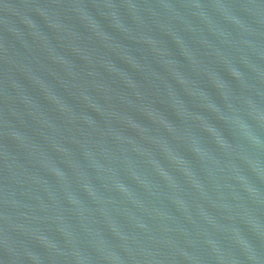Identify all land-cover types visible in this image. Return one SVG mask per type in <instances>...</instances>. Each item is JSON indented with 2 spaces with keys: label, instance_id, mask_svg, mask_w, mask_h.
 I'll use <instances>...</instances> for the list:
<instances>
[{
  "label": "water",
  "instance_id": "95a60500",
  "mask_svg": "<svg viewBox=\"0 0 264 264\" xmlns=\"http://www.w3.org/2000/svg\"><path fill=\"white\" fill-rule=\"evenodd\" d=\"M0 235L17 264H264V0H0Z\"/></svg>",
  "mask_w": 264,
  "mask_h": 264
}]
</instances>
